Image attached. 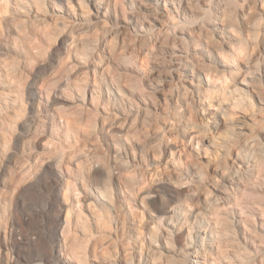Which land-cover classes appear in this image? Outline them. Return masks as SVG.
Wrapping results in <instances>:
<instances>
[{
  "label": "rangeland",
  "instance_id": "obj_1",
  "mask_svg": "<svg viewBox=\"0 0 264 264\" xmlns=\"http://www.w3.org/2000/svg\"><path fill=\"white\" fill-rule=\"evenodd\" d=\"M0 264H264V0H0Z\"/></svg>",
  "mask_w": 264,
  "mask_h": 264
},
{
  "label": "bare ground",
  "instance_id": "obj_2",
  "mask_svg": "<svg viewBox=\"0 0 264 264\" xmlns=\"http://www.w3.org/2000/svg\"><path fill=\"white\" fill-rule=\"evenodd\" d=\"M106 3H101V4H99L98 6H99V8H104V7H106L107 5H105ZM109 8V7H108ZM108 10V9H107ZM247 85H251V84H247ZM225 116V115H224ZM222 117L223 118V120H225V122H226V116L225 117ZM222 122L220 121V120H217L216 122H215V124H214V126L215 127H218L220 124H221ZM193 262L194 263H198L199 261H198V259L197 260H193Z\"/></svg>",
  "mask_w": 264,
  "mask_h": 264
}]
</instances>
